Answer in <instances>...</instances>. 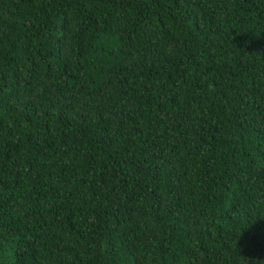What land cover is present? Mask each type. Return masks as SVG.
Segmentation results:
<instances>
[{"label":"trees","instance_id":"1","mask_svg":"<svg viewBox=\"0 0 264 264\" xmlns=\"http://www.w3.org/2000/svg\"><path fill=\"white\" fill-rule=\"evenodd\" d=\"M0 264H264V0H0Z\"/></svg>","mask_w":264,"mask_h":264}]
</instances>
